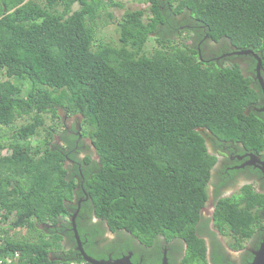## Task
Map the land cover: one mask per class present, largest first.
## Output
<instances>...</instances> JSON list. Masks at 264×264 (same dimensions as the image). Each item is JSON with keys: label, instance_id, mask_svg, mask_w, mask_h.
Here are the masks:
<instances>
[{"label": "trees", "instance_id": "obj_1", "mask_svg": "<svg viewBox=\"0 0 264 264\" xmlns=\"http://www.w3.org/2000/svg\"><path fill=\"white\" fill-rule=\"evenodd\" d=\"M134 1L148 8L130 10L121 0H0L3 264H60L50 252L63 251L62 237L45 228L71 215L80 198V214H94L111 231L147 244L180 237L193 262L207 264L200 223L217 162L207 141L264 152V115L254 111L261 88L238 65L213 60L220 51L198 50L205 36L252 50L264 73V0ZM114 9H126L119 21ZM101 21L117 24L119 46L98 38ZM194 37L197 45L186 42ZM60 110L82 118L74 136ZM85 138L98 161L80 159ZM213 221L240 246L255 233L264 237V187L219 199Z\"/></svg>", "mask_w": 264, "mask_h": 264}, {"label": "flooded vegetation", "instance_id": "obj_2", "mask_svg": "<svg viewBox=\"0 0 264 264\" xmlns=\"http://www.w3.org/2000/svg\"><path fill=\"white\" fill-rule=\"evenodd\" d=\"M194 38L196 39V37ZM221 42L215 43L208 36H205L198 44L200 56L203 51L202 48H204L205 54L220 51V55L215 56L213 60L221 64L238 65L245 76L251 77L254 84L258 85L263 92L264 73H262V69L258 70V62L253 67L254 55L239 54L240 51L229 44L225 46V43ZM262 101L257 108H254V111L262 113L264 94ZM210 139L211 147L208 144L209 153L217 157V162L212 169V177L209 183L210 205L203 209V217L200 223L201 237L204 238L206 244V262L207 264H251L254 260V254L258 251L264 237L260 233H255L248 240L242 242L243 246H240L238 245V237H234L231 234L227 235L216 229L213 214L215 204L219 199L231 197L247 185H254L261 189L264 187V178L260 176V174L262 175L260 167L261 162L264 161V152L256 154L245 149L242 144H225L224 146L223 144L220 146L217 144L215 146L213 143L215 140ZM84 150H88L85 144L82 145V152ZM67 166L72 172L75 171L73 162H69ZM81 167L79 165V172L82 175L83 170ZM75 204L74 202L73 205ZM82 204L83 199H78V208L74 211L70 210L71 215L58 223L57 227L47 226L45 228L47 234H50L52 228L57 229L56 232L62 237L63 251L50 252V256H53L54 260L59 261L60 264H89L77 249L76 234L72 225V220L76 213L75 223H77L76 220L79 218L80 226L84 230V239L80 236L83 250L93 259L110 261L111 264H163L165 261L168 264H199L194 263L193 259H191L192 257L189 256L188 244L182 238L174 237L168 239L164 236H159L154 244L143 243L127 232L111 231L106 223L100 222L94 214L82 213L83 215H81ZM207 208H212V210L206 216L205 210ZM63 225H65V228ZM69 225L72 227H68ZM76 225L78 227V223ZM93 232L97 235L94 237L93 243H90ZM70 233H73L75 241L69 236ZM109 233L111 236L108 235ZM70 251L76 255H69L68 252ZM121 261L122 263H120Z\"/></svg>", "mask_w": 264, "mask_h": 264}, {"label": "rangeland", "instance_id": "obj_3", "mask_svg": "<svg viewBox=\"0 0 264 264\" xmlns=\"http://www.w3.org/2000/svg\"><path fill=\"white\" fill-rule=\"evenodd\" d=\"M121 1H122V3H124L126 5L127 9H130V10L139 9L140 6L148 8V5L145 6V5H142V4H138L134 0H121ZM162 1H166V0H162ZM176 5H177V2L174 3V6H176ZM77 8H78V6H76L74 9L76 10ZM125 11H126V9H124V10L114 9L113 12H114V15L116 17V20L119 21L120 18L124 15ZM103 21H101V29H99L98 38L102 42L104 41L106 43H113V44L119 46L120 45V40H119L120 35H119L117 24L116 23H112V24L103 25L102 24ZM155 36H156L155 34L152 35V37H155ZM189 36H192V35H190L188 33H185L183 37L186 39V37H189ZM179 38H178V41H180ZM197 41H200L199 38H196L194 41L193 40H188L186 42L187 43L193 42V45H197ZM156 46H157V43H156L155 39L152 38L147 44V49L151 52L153 49H155ZM196 48H197V46H196ZM224 65L228 66V65H230V63H224ZM27 85H28V87L30 86V84H27ZM59 115L61 116V120H64V122L66 124V127H67L68 133L70 135L74 136L75 133H74L73 129L74 128L80 129V127L82 125V118L80 116H73V117L66 118V116L64 115V111L63 110L59 111ZM20 120L23 121L22 119H20ZM46 121H47L48 126L53 124L50 115L46 116ZM59 122H60V120H59ZM58 127H59V130L62 129V130L65 131V129H63L61 123H58ZM41 133H42V135L40 136L41 138H38L37 142H41L43 140V138H44V134L45 133L42 130H41ZM68 133H67V135H68ZM54 142H56L57 144L62 143L60 134H57L55 136ZM207 142L210 145V142L209 141H207ZM84 144L86 145V147L88 149V150H84L83 151L82 154L84 155V157L85 156H91L92 160L98 161V156L96 154L95 148L93 147V145L91 143V140L89 138L83 139V145ZM210 147H211V145H210ZM84 157L80 156V159H82ZM68 164H69V162L66 163V166ZM210 197H211V193H210ZM209 205H210V203L208 202L207 206H209ZM211 210H212V208H209V209L207 208V210H205L206 216L211 213ZM20 235H22V236L23 235H27L26 231L25 230L20 231ZM108 235L111 236L110 233Z\"/></svg>", "mask_w": 264, "mask_h": 264}, {"label": "water", "instance_id": "obj_4", "mask_svg": "<svg viewBox=\"0 0 264 264\" xmlns=\"http://www.w3.org/2000/svg\"><path fill=\"white\" fill-rule=\"evenodd\" d=\"M239 54H244V55H254V57L257 59L258 61V70L260 71L262 69V60L258 57L257 54H254L253 51L249 50V51H240ZM258 71V72H259ZM263 94H264V85H263ZM261 112L264 114V108L261 109ZM260 170L263 174V177H264V161L261 162V167H260ZM79 212V210H78ZM76 216H77V213L74 215L73 217V220H72V224H73V228H74V231H75V234H76V241H77V244H78V251L82 254L84 260L89 263V264H111L110 261H99V260H96V259H93L91 257H89L85 251L83 250V245H82V241L80 239V236L78 234V230H77V227H76V223H75V219H76ZM128 261V259H127ZM122 263V261L120 262ZM117 264V263H115ZM163 264H168L166 261L163 262ZM251 264H264V240L263 242L261 243L258 251L255 252L254 254V260Z\"/></svg>", "mask_w": 264, "mask_h": 264}, {"label": "built area", "instance_id": "obj_5", "mask_svg": "<svg viewBox=\"0 0 264 264\" xmlns=\"http://www.w3.org/2000/svg\"><path fill=\"white\" fill-rule=\"evenodd\" d=\"M2 215H3V212L0 210V224H1V221H2ZM0 227H1V225H0ZM8 262L10 263L12 261L9 260ZM0 264H3V261L2 260H0Z\"/></svg>", "mask_w": 264, "mask_h": 264}, {"label": "clouds", "instance_id": "obj_6", "mask_svg": "<svg viewBox=\"0 0 264 264\" xmlns=\"http://www.w3.org/2000/svg\"><path fill=\"white\" fill-rule=\"evenodd\" d=\"M246 51H249V50H246ZM252 51V50H251ZM259 57V56H258ZM260 58V57H259ZM258 62V61H257ZM83 153V152H82ZM82 155V157H84V155L83 154H81ZM67 167V166H66ZM67 168H69V167H67Z\"/></svg>", "mask_w": 264, "mask_h": 264}]
</instances>
